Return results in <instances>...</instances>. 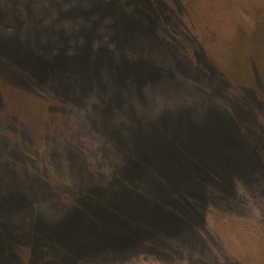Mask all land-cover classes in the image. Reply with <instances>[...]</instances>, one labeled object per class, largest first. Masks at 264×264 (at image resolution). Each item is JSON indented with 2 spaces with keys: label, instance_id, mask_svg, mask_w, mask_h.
I'll list each match as a JSON object with an SVG mask.
<instances>
[{
  "label": "rangeland",
  "instance_id": "rangeland-1",
  "mask_svg": "<svg viewBox=\"0 0 264 264\" xmlns=\"http://www.w3.org/2000/svg\"><path fill=\"white\" fill-rule=\"evenodd\" d=\"M263 253L264 0H0V264Z\"/></svg>",
  "mask_w": 264,
  "mask_h": 264
},
{
  "label": "trees",
  "instance_id": "trees-1",
  "mask_svg": "<svg viewBox=\"0 0 264 264\" xmlns=\"http://www.w3.org/2000/svg\"><path fill=\"white\" fill-rule=\"evenodd\" d=\"M153 35V34H152ZM209 67H211V66H209ZM212 69V68H211ZM162 115H164V114H162ZM211 116V115H210ZM157 117H159V118H161V115H157ZM164 117H166V116H163V118ZM170 117V116H169ZM165 119V118H164ZM210 119V118H209ZM165 120H163L162 121V123H165L164 122ZM184 121H186V120H184ZM213 121H215V120H213ZM204 122V123H203ZM153 123H155V122H153ZM203 123V127H204V131H207L205 134L203 133V131L201 130V128H200V126H201V124ZM192 125H183V123L182 122H180L179 123V127H181V128H188V129H190V133H192V136L191 137H189V138H192L191 140H197L199 137L198 136H200V134H204V135H210L212 138L214 137V136H216L217 135V133H218V131L216 130L215 132L216 133H213V132H209L208 130H209V128L213 125L212 124V119L211 120H206V119H203V118H200V117H197V118H194L193 120H192V123H191ZM153 126V125H152ZM206 127V128H205ZM158 134H161L160 132H157V136H155V137H157L158 139L160 138H162L161 136H158ZM175 136H178V134H175ZM157 138H155V139H157ZM188 138V139H189ZM149 139V138H148ZM151 139H154V136H152V138ZM135 140H143V138H141V139H135ZM145 140V139H144ZM177 141H175L174 143V150L173 151H171V152H174V151H181L182 150V148L183 147H181L180 145H177V144H181V143H184V144H186L187 142H186V137H185V135H183V134H180L179 135V140L178 139H176ZM193 141H189V142H193ZM179 149H181V150H179ZM199 149H201V150H203V151H206L208 148L207 147H205V146H203V147H199ZM124 151H125V149H124ZM258 258H260V259H262L263 261H264V253L261 255H258L257 256ZM253 264V263H252Z\"/></svg>",
  "mask_w": 264,
  "mask_h": 264
}]
</instances>
